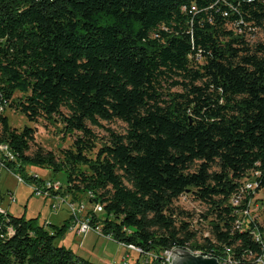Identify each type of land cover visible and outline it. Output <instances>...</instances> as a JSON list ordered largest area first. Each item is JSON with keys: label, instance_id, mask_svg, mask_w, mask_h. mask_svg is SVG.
<instances>
[{"label": "trees", "instance_id": "trees-1", "mask_svg": "<svg viewBox=\"0 0 264 264\" xmlns=\"http://www.w3.org/2000/svg\"><path fill=\"white\" fill-rule=\"evenodd\" d=\"M263 26L264 0H0V143L13 156L0 152L1 170L34 192L45 182L28 165L63 171L65 191L49 196L85 194L103 211L91 225L153 264L175 248L264 254V222L235 228L229 203L252 171L264 191V43L246 41ZM168 79L181 91L164 94ZM7 109L60 125L70 147L44 150ZM114 119L126 131L107 128L97 147L92 127ZM186 191L207 205L201 244L177 221ZM69 223L0 211V264H95L56 243Z\"/></svg>", "mask_w": 264, "mask_h": 264}, {"label": "rangeland", "instance_id": "rangeland-1", "mask_svg": "<svg viewBox=\"0 0 264 264\" xmlns=\"http://www.w3.org/2000/svg\"><path fill=\"white\" fill-rule=\"evenodd\" d=\"M246 41L249 46H254L258 42L264 43V26L251 30L246 35ZM163 87L164 94L181 91L179 86H171V79L164 81ZM5 114L9 119L10 125L18 130H21L24 126L35 128V144L57 155L60 154V149L70 147L74 138V135L61 132L60 125L52 124L45 119L39 118L36 122H32L27 120L20 112L12 109H7ZM101 124L103 127H92L98 138L97 147L101 141L107 139V128L119 134H123L127 128L126 123L120 119H114L109 122L102 120ZM34 148L32 146L31 150ZM26 169L28 173L40 177L43 182L50 181L55 183L58 185L59 191H65V174L63 171L53 174L51 169L37 165H28ZM34 188V185L19 182L16 175L10 171L0 170V195L2 196L0 209L8 211L12 215L23 214L26 218L36 217L38 223L43 224L47 229L52 228L51 224L59 226L66 220L72 219L68 206L69 202H82L84 207H79V210L80 214L83 215L85 214L84 212L91 209L92 205L88 202V197L85 194H80L78 199L73 200L71 195H62L61 193L58 194L57 198L43 196L38 192H34ZM10 195L15 199L12 202L10 201ZM260 198H264V193L261 192L257 195L255 206H252L250 210L252 216L259 218L262 214L258 203ZM173 205L179 212L177 221L179 222V220L183 219L190 223V228L195 231V240L198 244L203 242L204 237L211 235L210 218L205 219L203 217L205 212H207L206 204L196 200L191 193L186 191L174 201ZM97 214L101 216L103 211L99 210ZM79 236L81 237L83 234L75 235L67 227L64 233L56 239V243L69 248L74 245L72 241L79 243V240H77ZM81 243L83 247V250H80L81 254L95 264H135L133 256H140L139 264H153L152 256L141 255L133 250H129L130 252L133 251V253L126 258V254H123V249L107 236L89 232L87 236H84Z\"/></svg>", "mask_w": 264, "mask_h": 264}, {"label": "built area", "instance_id": "built-area-1", "mask_svg": "<svg viewBox=\"0 0 264 264\" xmlns=\"http://www.w3.org/2000/svg\"><path fill=\"white\" fill-rule=\"evenodd\" d=\"M255 28H248L246 35ZM0 152L4 153L5 156L12 159L13 156L11 152L8 149V146L6 144L0 143ZM1 170V167H0ZM258 175L257 171H252L248 175H245L244 177L240 178L238 181L237 189L229 198V203L232 207H234V211L236 212L237 216L234 221L235 228H247L249 227L250 223H258L263 224L264 218H263V212H264V198L259 199V210H261L260 218L256 216H252L250 210L252 206H255V199L259 193H264L262 190H258V183L256 181V176ZM16 178L19 182H23L22 178L19 175H16ZM43 190L37 191L38 193L42 194L43 196H49V188H52L53 190H58L59 187L55 183H52L50 181H47L44 183ZM36 188H34L35 190ZM47 189V190H46ZM10 201H14V197L12 195L9 196ZM57 198V196H56ZM68 206L70 208V213L72 215V219H70V223L68 225V228L74 232L75 235L80 234H86L88 232H93L97 235H102L101 228L96 225L93 227L91 225V214L89 211L84 212L85 214H80L79 207H84L82 202H69ZM102 210L101 206L99 204H94L91 206L90 211L93 213H97V211ZM0 211H3L0 209ZM253 236L256 241L261 242L263 240V236L258 231H253ZM103 236V235H102ZM109 237V236H107ZM207 237H211L207 236ZM128 249L134 250L138 253L141 252V250L135 246L132 245H126ZM173 249L171 250H165L160 257L154 258L157 259L156 264H171L170 260V254ZM194 254H202L201 250H194ZM204 255V254H202ZM208 256V255H204ZM210 257V256H209ZM249 260L248 262H243L242 258H239L232 254L230 248H225L224 254L221 256V259H218L219 264H264V254L260 256H251L249 254Z\"/></svg>", "mask_w": 264, "mask_h": 264}, {"label": "water", "instance_id": "water-1", "mask_svg": "<svg viewBox=\"0 0 264 264\" xmlns=\"http://www.w3.org/2000/svg\"><path fill=\"white\" fill-rule=\"evenodd\" d=\"M171 264H219L217 258L194 254L189 249L175 248L170 254Z\"/></svg>", "mask_w": 264, "mask_h": 264}, {"label": "crops", "instance_id": "crops-1", "mask_svg": "<svg viewBox=\"0 0 264 264\" xmlns=\"http://www.w3.org/2000/svg\"><path fill=\"white\" fill-rule=\"evenodd\" d=\"M12 194V193H11ZM89 234V232L88 233H86L85 235L83 234V236H79V238L77 239V240H79V243H76L75 241H72L73 242V244L74 245H72V246H70L69 248L70 249H72L76 254H78V255H81V256H83L82 254H81V252H80V250L82 251L83 250V247H82V240L84 239V236H87ZM91 234H92V232H91ZM81 235V234H80ZM77 237V236H76ZM108 238H110V237H108ZM112 239V238H111ZM113 240V239H112ZM113 241H115V240H113ZM116 242V241H115ZM120 247H121V249H123L122 251H123V254L125 253L126 255H125V257L127 258V257H130V255H131V253H133V251H129V250H131V249H128L127 247H126V245H124V244H121V243H118V242H116ZM126 248H125V247ZM84 257V256H83ZM134 257V260H135V264H139V259H140V256H133ZM86 258V257H85ZM127 264V263H126ZM133 264V263H132Z\"/></svg>", "mask_w": 264, "mask_h": 264}]
</instances>
